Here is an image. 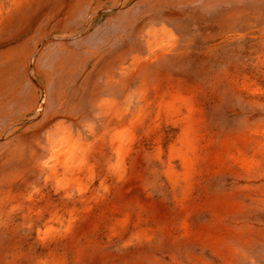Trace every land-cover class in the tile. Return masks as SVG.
Returning a JSON list of instances; mask_svg holds the SVG:
<instances>
[{
	"label": "rangeland",
	"instance_id": "obj_1",
	"mask_svg": "<svg viewBox=\"0 0 264 264\" xmlns=\"http://www.w3.org/2000/svg\"><path fill=\"white\" fill-rule=\"evenodd\" d=\"M62 1L55 0L52 6ZM97 1L106 6L92 15L89 29L90 4L80 12L70 9L68 16L64 8L31 22L27 21L31 9H24L17 15L21 19L13 17L0 28V123L6 128L10 122L20 123L15 134H24L26 127L36 129L44 115L59 109L60 118L75 132L97 137L100 143L104 128L111 133L126 125L124 119L107 120L96 103L109 92L107 71L120 60L115 53L145 51L155 32L162 38L160 44H168L170 35L163 28L167 27L175 48L141 74L159 84L158 100L151 101V95L140 98L138 79L126 92L117 93L120 99L128 93L130 113L140 108L144 117L125 169L117 166L112 149L100 156L98 174L84 191L70 182L72 193L60 189L57 194L42 178L31 176L34 195L43 194V208L58 210L62 222L46 229L47 213L41 217L45 219L26 220L23 211L18 212L0 237V264H264V0H93ZM9 2L5 0L6 8L11 7ZM96 42L107 44L101 59L88 51ZM109 58L116 61L109 63ZM174 89L188 98L190 111L179 100L169 105ZM177 106L178 111L173 109ZM43 108L50 111L44 113ZM51 122L39 135L54 127ZM5 139L0 136V143ZM35 139L26 141L36 146ZM184 152L189 163L183 160ZM108 161L109 178L103 180Z\"/></svg>",
	"mask_w": 264,
	"mask_h": 264
},
{
	"label": "bare ground",
	"instance_id": "obj_2",
	"mask_svg": "<svg viewBox=\"0 0 264 264\" xmlns=\"http://www.w3.org/2000/svg\"><path fill=\"white\" fill-rule=\"evenodd\" d=\"M10 1V5L8 8L5 7V0H0V28L10 23V21L14 18L21 19V12L30 11L32 14H29L27 21L31 22V19L34 17L41 16L42 14L50 13V12H61L62 9L65 8L66 14H70V9H74L78 12L85 10V6L89 5L90 12L87 17V29L92 26L94 13L102 11L106 6L105 3L101 1L93 2V0H63L62 5L52 6L55 0H8ZM141 1V0H140ZM159 1V0H158ZM157 1V2H158ZM172 1V0H171ZM189 1V0H188ZM213 1V0H212ZM216 1V0H215ZM93 2V3H92ZM211 2V1H210ZM57 3V2H56ZM136 3V2H135ZM153 3V2H152ZM179 3V1H178ZM86 4V5H85ZM174 4V3H173ZM176 4V3H175ZM226 4V3H225ZM154 5V4H153ZM163 5V4H162ZM201 5V4H199ZM52 6V7H50ZM187 6V5H185ZM195 6V5H194ZM114 7V6H113ZM148 7V6H147ZM163 7V6H162ZM172 7V6H171ZM176 7V6H175ZM183 7V6H182ZM132 8V7H131ZM144 8V7H143ZM130 9V8H129ZM153 9V8H152ZM230 9V8H229ZM156 10V9H155ZM171 10V9H170ZM139 11V10H138ZM235 11V10H234ZM57 12V13H58ZM128 12V11H127ZM151 12V11H150ZM130 12H128L129 14ZM172 13V12H171ZM99 14V13H98ZM136 14V13H135ZM174 14V13H173ZM57 15V14H56ZM134 15V14H133ZM176 15V14H175ZM258 15V14H257ZM72 16V15H71ZM98 16V15H97ZM128 16V15H127ZM182 16V15H181ZM237 16V15H236ZM194 17V16H192ZM233 17V16H231ZM235 17V16H234ZM80 18V17H79ZM150 18V17H149ZM176 18V17H175ZM179 18V17H178ZM256 18V17H255ZM98 19V18H97ZM109 19V18H108ZM121 19V18H120ZM159 19V18H158ZM59 20V19H58ZM91 20V22H90ZM146 20V19H145ZM144 20V21H145ZM82 21V20H81ZM133 21V20H131ZM138 21V20H137ZM176 21V19L174 20ZM24 22V20H23ZM46 22V21H45ZM48 22V21H47ZM60 22V21H59ZM62 22V21H61ZM135 22V21H134ZM155 21H153L154 23ZM34 23V22H33ZM36 23V22H35ZM31 24V23H30ZM145 24V23H144ZM159 24V23H156ZM139 25V24H138ZM173 25V24H171ZM179 25V24H178ZM43 26V25H42ZM48 26V25H47ZM85 26V25H84ZM95 26V25H94ZM121 26V25H120ZM127 26H130L127 24ZM162 26V25H161ZM175 26V25H173ZM196 26V25H195ZM226 26V25H225ZM76 27V26H75ZM123 27V26H122ZM133 27V26H132ZM147 27V26H146ZM153 27V26H152ZM163 27V26H162ZM170 27V25H169ZM172 27V26H171ZM64 28V27H63ZM150 28V27H149ZM159 28V27H158ZM165 32H168L170 36L168 39V44L165 45L160 44L161 36L159 33L153 35L151 40L147 39V46L144 49L145 51H137V50H122L119 53H115L120 56V60L116 59L118 63L116 66H112L111 70L107 71L109 74L106 77L105 84L107 85V89L109 90L108 94L104 96L98 103V107L104 114L107 120L111 117L124 119L125 126H122L120 129L111 132L108 128H104L102 133L100 134V143L94 139H90L88 136L84 135L80 131L75 132L74 129L66 124V121L63 118H60L59 109H54L55 111L45 110L43 108V112H49L46 118L44 119V123L37 125L36 129L32 131L26 127L23 131L24 134H15L16 129L19 128L20 123L10 122V127L6 128L5 125L0 123V136L7 137L8 139L5 142L0 143V237L2 233L7 231L12 225L13 220L15 219L18 212L23 211L22 218L29 219V216H37L40 219L44 217L47 213L49 216L44 220V224L46 225V229H51L55 224L61 223L62 218L59 211H51L45 210L41 202V194L38 197L34 195L33 188H31L30 178L33 175L37 176V179H43V183L45 185L52 186L55 188L57 194L60 192V189H64L65 194H70L68 191V185L70 182L77 184L76 187L79 191H84L90 188V183H93L98 171L100 169V156H105L107 153L111 152L112 149L116 153L117 162L119 168L125 169L127 166L128 156L132 153V148L137 145L139 126L142 124L144 117L142 114V109H136V112L130 113L131 107H129L131 103L130 97L126 93L125 97H121L120 99L117 97V93L119 91H125L130 87V83L134 79H138L139 84L137 85L138 95L140 98L146 99L145 96L151 95V101H157L160 91L159 84L149 83L145 77H143L142 71L143 69H147L148 67L159 62L160 58L167 56L172 52L175 48L174 46V38L170 30L167 27H163ZM34 29V27H33ZM52 29V28H50ZM55 29V28H54ZM71 29V27H70ZM127 29V28H126ZM152 29V28H151ZM150 29V31H151ZM179 27L177 28L178 31ZM185 29V28H184ZM225 29V28H224ZM27 30V29H26ZM53 30V29H52ZM68 30V29H67ZM124 30V29H123ZM131 30V29H130ZM188 30V29H187ZM146 31V30H145ZM152 31V33H153ZM191 31V30H190ZM188 30V32H190ZM196 32L195 30H193ZM227 31V30H226ZM230 31V30H229ZM22 32V31H21ZM20 32V33H21ZM41 32V31H40ZM63 32V31H62ZM129 32V31H127ZM147 32V31H146ZM170 32V33H169ZM187 32V31H185ZM228 32V31H227ZM226 32V33H227ZM234 32V31H233ZM51 33V32H50ZM81 33V32H80ZM126 33V32H125ZM139 33V32H138ZM163 33V32H162ZM176 33V32H175ZM218 33V32H217ZM222 33V32H221ZM230 33V32H229ZM235 33V32H234ZM22 34V33H21ZM124 34V33H123ZM185 34V33H183ZM228 34V33H227ZM26 35V34H25ZM44 35V34H41ZM149 35V34H148ZM165 35V34H164ZM180 35V33H179ZM186 35V34H185ZM184 35V36H185ZM194 35V33H193ZM17 36V35H16ZM70 36V34L68 35ZM73 36V35H72ZM147 36V35H146ZM190 36V34H189ZM224 36V35H222ZM15 37V36H14ZM25 37V36H24ZM23 37V39H24ZM49 37V36H47ZM82 37V36H81ZM119 37V36H118ZM128 37V36H127ZM164 37V36H163ZM193 37V36H192ZM191 37V38H192ZM196 37V36H195ZM213 37H215L213 35ZM29 38V37H28ZM55 38V37H54ZM70 38V37H69ZM73 38V37H72ZM184 38V37H183ZM209 38V37H208ZM234 38V37H232ZM21 39V38H20ZM48 39V38H47ZM119 39V38H118ZM126 39V38H125ZM165 39V38H164ZM52 40V39H51ZM108 40V39H107ZM110 40V39H109ZM117 40V39H116ZM144 40V39H143ZM184 40V39H183ZM60 41V40H59ZM106 41V40H105ZM111 41V40H110ZM109 41V42H110ZM123 41V40H122ZM136 41V40H135ZM179 41V40H178ZM215 41V40H214ZM39 42V41H38ZM63 42V41H62ZM127 42V41H125ZM181 42V41H180ZM185 42V41H183ZM16 43V41H15ZM19 43V42H18ZM31 43V42H30ZM95 43V42H92ZM138 43V42H137ZM190 43V42H189ZM8 44V43H7ZM24 44V43H23ZM22 44V46H23ZM97 43L92 44L91 47H88V51L91 52V56H94L97 59H101L104 55V52L108 48H106L107 44ZM136 44V43H135ZM193 44V43H192ZM235 44V43H234ZM106 47H104V46ZM116 45V44H115ZM214 45V44H213ZM16 46V45H15ZM14 46V47H15ZM32 46V45H31ZM42 46V45H40ZM180 46V45H179ZM6 47V46H5ZM20 47V46H19ZM38 47V46H37ZM69 47V46H68ZM82 47V46H81ZM132 47V46H131ZM188 47V46H187ZM138 48V47H137ZM136 48V49H137ZM182 48V47H181ZM75 49V48H74ZM13 50V49H12ZM23 50V49H22ZM60 50V49H59ZM78 50V48H77ZM111 50V49H110ZM21 51V50H20ZM29 51V49H28ZM64 51V50H63ZM74 51V50H73ZM80 51V50H79ZM181 51V50H180ZM31 52V51H30ZM33 52V51H32ZM82 52V51H81ZM80 52V53H81ZM182 52V51H181ZM49 53V52H48ZM68 53V50H67ZM79 53V54H80ZM66 54V53H65ZM72 54V52L70 53ZM69 54V55H70ZM78 54V55H79ZM176 54V52H175ZM31 55V54H30ZM58 55V54H57ZM56 55V56H57ZM68 55V54H67ZM76 55V54H75ZM44 56V55H43ZM65 56V55H64ZM71 56V55H70ZM77 56V55H76ZM118 56V57H119ZM188 56V55H187ZM186 56V57H187ZM193 56V55H192ZM11 57V56H10ZM14 57V56H13ZM72 57V56H71ZM115 57V56H114ZM172 57V56H171ZM179 57V56H178ZM181 57V56H180ZM9 58V57H8ZM29 58V57H28ZM31 58V57H30ZM66 58V57H65ZM74 58V57H73ZM79 58V57H78ZM168 58V57H167ZM20 59V58H19ZM25 59V58H24ZM77 59V58H76ZM109 63L113 64L112 58H109ZM166 59V58H165ZM179 59V58H178ZM184 59V57H183ZM15 60V59H14ZM21 60V59H20ZM61 60V58H60ZM71 60V59H70ZM174 60V59H173ZM180 60V59H179ZM178 60V61H179ZM186 60V59H185ZM13 61V60H12ZM49 61V60H48ZM128 61V62H127ZM22 62V61H21ZM107 62V61H106ZM166 62V61H164ZM184 62V61H183ZM57 62H55L56 64ZM64 63V62H62ZM108 63V62H107ZM182 63V62H181ZM1 64V63H0ZM10 64V63H9ZM47 64V63H46ZM74 64V63H73ZM175 64V62H174ZM177 64V63H176ZM89 65V64H88ZM110 65V64H108ZM107 65V66H108ZM159 65V64H158ZM157 65V66H158ZM30 66V65H29ZM55 66V65H54ZM101 66V65H100ZM163 66V65H162ZM179 66V65H178ZM8 67V66H6ZM14 67V66H13ZM34 67V66H33ZM59 67V66H57ZM63 67V66H62ZM74 65L72 66V68ZM24 68V67H23ZM99 68V67H98ZM103 68V67H102ZM184 68V67H183ZM4 69V67H3ZM6 69V68H5ZM4 69V70H5ZM110 69V68H109ZM3 70V71H4ZM51 70V69H50ZM28 71V70H27ZM33 72V71H32ZM92 72V71H91ZM16 73V72H15ZM29 73V72H28ZM31 73V72H30ZM40 73V72H39ZM8 74V73H7ZM162 74V73H161ZM32 75V74H31ZM118 75V76H117ZM167 75V74H166ZM171 75V74H170ZM2 76V74H1ZM10 76V75H9ZM11 77V76H10ZM21 77V76H20ZM52 77V76H51ZM103 77V76H102ZM101 77V78H102ZM88 78V77H87ZM164 78V77H163ZM162 78V79H163ZM13 79V78H12ZM98 79V78H97ZM100 79V78H99ZM178 79V78H176ZM15 80V79H14ZM27 80V79H26ZM42 80V79H41ZM87 80V79H86ZM16 81V80H15ZM21 81V80H20ZM32 81V80H31ZM96 81V80H95ZM99 81V80H98ZM171 81V79H170ZM185 81V80H184ZM29 82V81H28ZM158 82V81H157ZM176 82V81H175ZM179 82V81H178ZM41 83V82H40ZM98 83V82H97ZM101 83V82H100ZM29 84V83H28ZM45 84V83H44ZM172 84V82H171ZM175 84V83H174ZM26 85V84H25ZM36 85V84H35ZM58 85V84H57ZM173 85V84H172ZM33 87V85H31ZM30 86V87H31ZM59 86V85H58ZM99 86V85H98ZM102 86V85H101ZM161 86V85H160ZM175 86V85H174ZM31 87V88H32ZM86 87V86H85ZM178 87V86H176ZM22 88V87H20ZM24 88V87H23ZM99 88V87H98ZM165 88V87H164ZM170 88V87H169ZM188 88V87H187ZM3 89V88H2ZM5 89V88H4ZM35 89V88H34ZM186 89V88H184ZM183 89V90H184ZM20 90V89H19ZM85 90V89H84ZM194 90V89H193ZM35 91V90H34ZM122 91V92H123ZM136 91V90H135ZM169 91V90H168ZM185 91V90H184ZM188 91V89H187ZM21 92V91H20ZM90 92V91H89ZM88 92V93H89ZM186 92V91H185ZM137 93V92H136ZM19 94V93H18ZM38 94V93H37ZM79 94V93H78ZM187 94V93H186ZM190 94V93H189ZM187 94V95H189ZM21 95V94H20ZM23 95V94H22ZM46 95V94H45ZM102 95V94H101ZM105 95V94H104ZM121 95V93H120ZM137 95V94H136ZM39 96V95H38ZM63 96V95H61ZM56 97V96H55ZM135 97V96H134ZM164 97V96H163ZM190 97V96H188ZM3 98V97H2ZM25 99V98H24ZM45 99V98H43ZM95 99V97H94ZM21 100V98H20ZM42 100V99H41ZM161 100V99H160ZM179 100V104H187V109L190 111L188 98L182 93L180 89L172 90V97L170 99L169 105L174 106ZM17 101V100H16ZM62 101V100H61ZM97 101V99H96ZM134 101V100H133ZM132 101V102H133ZM8 102V101H7ZM45 102V101H44ZM137 102V101H136ZM140 102V101H139ZM129 103V104H128ZM189 103V104H188ZM13 104V103H12ZM15 104V103H14ZM36 104V103H35ZM37 106H42L40 100H37ZM59 105V104H58ZM163 105V104H162ZM204 105V104H203ZM1 106V105H0ZM45 106V105H44ZM10 107V105H9ZM15 107V106H14ZM56 107V106H55ZM88 107V106H87ZM133 107V106H132ZM147 107V106H146ZM153 107V106H152ZM178 107V108H177ZM174 107L173 109L180 110L181 106ZM5 108V107H4ZM7 108V106H6ZM145 108V107H144ZM166 108V107H164ZM168 108V107H167ZM170 108V107H169ZM93 109V108H92ZM184 109V108H183ZM4 110V109H3ZM7 110V109H6ZM41 110V109H40ZM91 110V109H90ZM98 110V109H97ZM149 110V109H148ZM173 110L174 112H176ZM2 111V109H1ZM34 111V109H33ZM165 111V110H164ZM167 111V110H166ZM172 110H170L171 112ZM3 112V111H2ZM8 112V111H7ZM35 112V111H34ZM65 112V111H64ZM96 112V111H95ZM94 112V114H95ZM150 112V111H149ZM162 112V111H161ZM66 115L68 112H65ZM148 113V112H147ZM2 114V113H1ZM0 114V115H1ZM7 114V113H6ZM63 114V113H62ZM172 114V112H171ZM170 114V115H171ZM37 115V114H36ZM42 115V116H43ZM101 115V114H100ZM169 115V114H168ZM177 115V114H176ZM17 116V115H16ZM41 116V117H42ZM79 116V115H78ZM159 116V115H158ZM167 116V115H166ZM173 116V115H172ZM82 117V116H80ZM91 117V116H90ZM89 117V118H90ZM160 117V116H159ZM183 117V116H182ZM4 116L2 117V119ZM11 118V117H10ZM30 118H32L30 116ZM92 118V117H91ZM90 118V119H91ZM39 119V118H38ZM84 119V118H82ZM99 119V118H98ZM168 119V118H167ZM30 120V119H29ZM55 123L54 127L48 128L46 132H42V136L39 135V131L43 127L51 126ZM85 120V119H84ZM88 120V119H87ZM101 120V119H100ZM195 120V119H194ZM27 121V120H26ZM37 121V120H36ZM86 121V120H85ZM84 121V122H85ZM95 121V120H94ZM111 121V120H110ZM197 121V120H196ZM96 122V121H95ZM123 122V121H122ZM195 122V121H194ZM70 123V122H69ZM78 123V122H77ZM87 123V122H86ZM111 124V122H109ZM145 123V122H144ZM143 123V124H144ZM168 123V122H167ZM186 123V122H185ZM29 124V123H28ZM27 124V125H28ZM36 124V123H35ZM91 124V123H90ZM97 124V123H96ZM106 124V123H105ZM108 124V123H107ZM101 125V124H100ZM169 125V124H168ZM85 126V125H84ZM157 126V125H156ZM171 126V125H170ZM21 127V126H20ZM102 127V126H101ZM112 127V126H111ZM174 127V126H172ZM186 131L189 132V126H184ZM191 127V126H190ZM33 128V127H32ZM82 128V127H81ZM170 128V127H169ZM199 128V127H197ZM87 130V129H86ZM112 130V129H111ZM154 130V129H153ZM160 130V129H159ZM31 131V132H30ZM77 131V130H76ZM89 131V130H88ZM169 131V130H168ZM30 132V133H29ZM177 132V131H176ZM175 133V132H174ZM8 134V135H7ZM155 134V132H154ZM157 134V133H156ZM165 134V133H164ZM13 135V136H12ZM88 135V134H87ZM92 135V134H90ZM170 135V134H169ZM11 136V139L9 137ZM25 136V137H24ZM41 136V138H39ZM148 136V135H147ZM153 136V135H152ZM156 136V135H155ZM162 136V135H161ZM174 136V135H173ZM29 137L36 138V146L30 145L26 139ZM149 138V137H148ZM151 138V137H150ZM170 138V137H169ZM159 139V138H158ZM25 140V142L20 141ZM146 140V139H144ZM148 140V139H147ZM171 140V139H170ZM162 141V140H161ZM148 142V141H147ZM150 142V141H149ZM158 142V141H157ZM172 142V141H171ZM156 143V142H155ZM160 143V142H159ZM153 145V144H152ZM150 146V145H149ZM152 147V146H151ZM159 147V146H158ZM135 149V148H134ZM171 149V148H170ZM175 149V148H174ZM155 150V149H154ZM153 150V151H154ZM157 150V149H156ZM160 150V149H159ZM178 150V148H177ZM176 150V151H177ZM152 151V152H153ZM175 151V152H176ZM173 152V151H172ZM179 153V152H177ZM159 155V154H158ZM203 155V154H202ZM175 156V155H174ZM203 157V156H202ZM131 158V155H130ZM149 158V157H148ZM159 158V157H158ZM157 158V159H158ZM154 159V158H152ZM151 159V160H152ZM182 159V158H181ZM155 160V159H154ZM183 160L186 163L190 162V157L187 152L183 153ZM195 160V159H194ZM147 161V159H146ZM156 161V160H155ZM110 161H108L106 168H104V178L103 180H107L109 178V170ZM130 162V161H128ZM170 162V161H169ZM106 164V163H104ZM152 165V164H151ZM155 165V164H154ZM158 165V164H156ZM166 165V164H165ZM108 166V167H107ZM113 166V165H112ZM138 166V165H137ZM196 166V165H195ZM129 167V166H128ZM110 168V169H109ZM116 168V167H115ZM177 169V168H176ZM192 169V168H191ZM118 171V170H117ZM122 171V170H121ZM152 171V170H151ZM150 171V172H151ZM173 171V170H172ZM177 171V170H176ZM193 171V170H192ZM155 172V171H154ZM167 172V171H166ZM113 173V172H112ZM172 173V172H171ZM186 174V173H185ZM195 174V173H194ZM118 175V174H117ZM116 175V176H117ZM122 175V174H121ZM176 175V173H175ZM180 175V174H179ZM192 175V174H191ZM199 175V173H198ZM150 176V175H148ZM174 176V175H173ZM176 177V176H175ZM174 177V178H175ZM193 177V176H192ZM124 179V178H123ZM173 181V178H171ZM114 179H112L113 181ZM179 180V179H178ZM193 180V179H192ZM32 181V180H31ZM149 181V179H148ZM88 182L89 185H88ZM109 182V181H108ZM154 182V181H153ZM152 182V183H153ZM175 182V181H174ZM178 182V181H177ZM102 183V181L100 182ZM115 183V181H114ZM121 183V182H120ZM109 184V183H108ZM107 185V184H105ZM155 186V185H154ZM104 187V185H103ZM109 187V186H108ZM107 187V188H108ZM72 188V187H71ZM154 188V187H153ZM37 189V188H36ZM49 188L46 189V191ZM98 189V188H97ZM94 190V189H93ZM49 191V190H48ZM107 191V190H106ZM94 192V191H93ZM98 192V191H97ZM95 192V193H97ZM101 192V191H100ZM40 193V192H38ZM72 193V192H71ZM108 193V192H107ZM99 194V193H98ZM63 195V193H62ZM109 195V194H108ZM38 196V195H37ZM72 196V195H71ZM59 197V196H58ZM57 197V198H58ZM70 197V196H69ZM77 197V196H76ZM93 197V196H91ZM60 198V197H59ZM63 198V197H62ZM93 199V198H92ZM57 200V199H56ZM63 200V199H62ZM82 200V199H81ZM55 201V200H54ZM59 201V200H57ZM103 201V200H102ZM53 202V201H52ZM51 202V203H52ZM83 202V201H82ZM90 202V201H89ZM87 203V202H86ZM99 203V202H98ZM108 203V202H107ZM115 203V202H114ZM49 204V203H48ZM66 204V203H65ZM89 204V203H88ZM92 204V203H91ZM109 204V203H108ZM116 204V203H115ZM47 205V203H46ZM45 205V206H46ZM58 205V204H57ZM70 205V204H69ZM85 205V204H84ZM83 205V206H84ZM101 205V204H99ZM78 206V205H77ZM96 206V205H95ZM104 206V205H103ZM115 206V205H114ZM62 207V206H61ZM67 207V206H66ZM82 207V206H81ZM109 207V206H108ZM68 208V207H67ZM79 208V207H78ZM88 208V207H87ZM127 208V207H126ZM89 209V208H88ZM115 209V208H114ZM63 210V209H62ZM83 210V209H82ZM93 210V209H92ZM100 210V209H99ZM65 212V210H63ZM122 211V209H121ZM77 212V210H76ZM125 212V211H124ZM133 212V211H132ZM62 213V212H61ZM80 213V212H79ZM35 214V215H32ZM117 214V213H116ZM145 214V213H144ZM82 215V214H81ZM108 214H106L107 216ZM65 216V215H64ZM110 216V215H109ZM143 216V215H142ZM19 217V216H18ZM75 217V216H74ZM111 217V216H110ZM35 218V217H34ZM70 218V217H69ZM85 218V217H84ZM36 219V218H35ZM71 219V218H70ZM77 219V218H76ZM80 219V218H79ZM29 221V220H28ZM75 221V220H74ZM32 222V221H31ZM65 222V221H64ZM63 222V223H64ZM79 222V221H78ZM128 222V221H127ZM15 223V222H14ZM73 223V222H72ZM77 223V222H76ZM36 224V223H35ZM43 224V225H44ZM127 224V223H126ZM42 225V226H43ZM73 225V224H72ZM71 225V226H72ZM35 226V225H34ZM69 226V225H68ZM126 226V225H125ZM33 227V226H32ZM96 227V226H95ZM23 228H25L23 226ZM34 228V227H33ZM17 229V228H16ZM19 229V227H18ZM21 229V228H20ZM23 230V229H22ZM70 230V229H69ZM38 233L42 231V229L37 228ZM15 232V231H14ZM36 232V231H35ZM50 232V231H48ZM32 233V232H31ZM43 233V232H42ZM153 233V232H152ZM41 234V233H40ZM48 234V233H47ZM54 234V233H53ZM35 236V235H34ZM37 236V235H36ZM50 236V234H49ZM42 236H40L41 238ZM55 237V236H54ZM35 238V237H33ZM38 238V239H40ZM59 238V237H58ZM66 238V237H65ZM37 239V240H38ZM79 239V238H78ZM81 239V238H80ZM63 240V239H62ZM60 241V239H59ZM44 242V241H43ZM47 242V241H46ZM51 244V241H49ZM32 243V242H31ZM44 244V243H43ZM39 245V244H38ZM54 245V244H53ZM52 245V246H53ZM59 245V244H58ZM79 244L74 245L75 247ZM33 246V245H32ZM43 246V245H42ZM57 246V245H56ZM61 246V245H60ZM59 246V247H60ZM35 247H38L35 245ZM79 247V246H78ZM61 248V247H60ZM58 248V249H60ZM33 249V248H32ZM34 250V249H33ZM32 250V251H33ZM23 252V251H22ZM42 252V251H41ZM37 254V253H36ZM30 255V253H29ZM25 256V255H24ZM23 256V257H24ZM16 257V256H15ZM19 257V256H18ZM5 259V258H4ZM15 259V258H14ZM18 259V258H16ZM32 259V258H31ZM6 260V259H5ZM46 261V260H45ZM48 261V260H47ZM26 262V261H25ZM27 264V263H26Z\"/></svg>",
	"mask_w": 264,
	"mask_h": 264
}]
</instances>
